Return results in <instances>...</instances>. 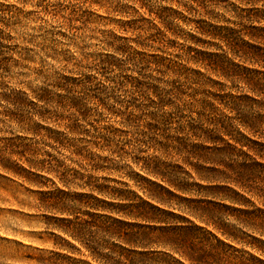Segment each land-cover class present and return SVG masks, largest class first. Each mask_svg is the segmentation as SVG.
<instances>
[{
  "label": "rangeland",
  "instance_id": "obj_1",
  "mask_svg": "<svg viewBox=\"0 0 264 264\" xmlns=\"http://www.w3.org/2000/svg\"><path fill=\"white\" fill-rule=\"evenodd\" d=\"M261 29L264 0H0V264H28L8 256L56 250L38 202L43 192L58 189L87 193L89 202L97 197L121 205L158 194L170 201L158 206L198 224L202 215L249 240H264V182H248L251 191L241 188L226 177L241 176L235 167H219L225 175L213 181L201 179L178 149L180 140L205 143L191 136L187 125L211 128L213 117L256 113L264 94L258 96L262 104L244 101L246 109L238 114L215 104L204 121L196 105L177 109L191 97L254 95L211 66L251 77L255 74L248 70H263L250 61L264 42L249 34L264 35ZM172 86L180 92L177 99L164 96ZM158 97L171 105L159 104ZM161 116L170 122L164 124ZM105 128L116 131L115 139L96 146ZM56 136L64 138L62 144L51 140ZM69 143L84 147L82 156L72 153ZM89 152L104 158L99 162L104 169L87 164ZM152 160H160L170 178L187 184L190 192H163L159 185L167 182L144 169ZM190 162L202 174H213L207 168L214 163ZM86 181L131 202L99 195ZM240 219L255 227H243Z\"/></svg>",
  "mask_w": 264,
  "mask_h": 264
},
{
  "label": "trees",
  "instance_id": "obj_2",
  "mask_svg": "<svg viewBox=\"0 0 264 264\" xmlns=\"http://www.w3.org/2000/svg\"><path fill=\"white\" fill-rule=\"evenodd\" d=\"M249 35L264 42L262 34ZM258 49L259 51L255 56H251L250 61L258 64L263 70H248L255 74L253 77L238 76L240 74L237 72L211 66V69L217 73L243 82L254 95H218L219 97L208 95L207 97H211L212 101L191 97L188 102L178 103L177 109L180 111L184 106L196 105L197 116L200 121H204L208 117L209 110L213 113L218 108L215 104L237 114L246 109L242 104L244 101L250 100L253 105L262 104L258 96L264 94V49L261 47ZM179 94L178 88L174 90L173 86L164 92V96L171 95L176 99L179 98ZM158 98V103L161 105L172 103L167 102L164 97ZM262 105L258 106V112L253 113L249 110L239 118L213 117L214 121L209 123L212 125L211 128H203L195 123L187 125L191 136L195 139L201 138L205 143L185 144V142L180 143V140L178 149L181 151L184 149L185 161L194 167L199 178L213 181L219 177V173H224L219 167H235L239 169L238 173L241 176L238 174L233 179V176L226 173L228 175L226 177L238 183L241 188L248 189L247 183L257 179L264 182V175L262 176L261 172V168H264V104ZM167 116L160 118L164 124L170 122ZM150 124L146 126L147 129L151 128ZM68 127L74 129V126ZM52 132L60 134L58 131L52 130ZM115 136V130L105 128V132H99L95 145L98 146L102 142L105 143L102 146L110 145ZM63 139L60 136L51 138L59 144L63 143ZM69 144L73 147L72 153L82 156L84 147L74 143ZM238 156L242 159L235 162L233 159ZM84 158L88 160L87 164L92 169H104L99 163L104 162V158L98 154L89 152ZM190 158H202L206 162L214 163V167L207 168L213 171V174L208 176L202 174L200 167L190 162ZM144 169L148 174L161 177L167 182V187L159 185L163 192L171 196H178L174 190L182 193L190 192L187 184L170 178V173L161 167L160 160L148 161ZM84 185L92 187L97 194L112 200L131 202L126 195L108 190L105 185L93 184L89 181L84 182ZM148 195L153 202L142 199L141 204L131 202L121 205L97 197H94L96 202H89L91 196L84 192L70 194L63 189H58L56 193L43 192L38 206L45 211L47 225L52 228V233L56 237V241L53 242L56 250H51L48 254L8 257L28 264H264L263 239L251 236L249 240L231 230L227 223L202 215L198 216L202 224H198L172 210L158 206L157 204H170L164 196L152 193ZM184 199L189 201L188 198ZM233 201L245 204L236 198ZM141 206L147 209L142 210ZM241 211L249 216L252 214L248 209ZM238 221L243 227H255L249 222L251 220ZM41 241L46 242L42 239ZM236 244L249 247L252 251L239 249Z\"/></svg>",
  "mask_w": 264,
  "mask_h": 264
}]
</instances>
